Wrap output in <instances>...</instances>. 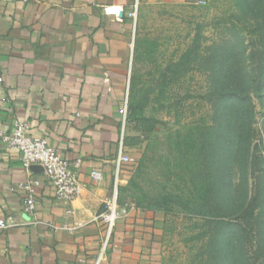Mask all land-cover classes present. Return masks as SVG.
Returning a JSON list of instances; mask_svg holds the SVG:
<instances>
[{"label":"rangeland","instance_id":"374dc122","mask_svg":"<svg viewBox=\"0 0 264 264\" xmlns=\"http://www.w3.org/2000/svg\"><path fill=\"white\" fill-rule=\"evenodd\" d=\"M247 1L139 0L120 197L159 218L165 264H264V4Z\"/></svg>","mask_w":264,"mask_h":264},{"label":"crops","instance_id":"0c3cea01","mask_svg":"<svg viewBox=\"0 0 264 264\" xmlns=\"http://www.w3.org/2000/svg\"><path fill=\"white\" fill-rule=\"evenodd\" d=\"M135 2L0 0V132L29 123L32 135L47 138L62 158L82 160L83 185L71 203L58 201L44 167L26 169L19 151L0 138V217L18 223L0 232V264L96 263L104 235L97 217L113 191L122 137L126 157L136 162L141 151L139 131L128 117L124 124L122 112L134 32L128 14ZM131 165L122 166L120 190ZM93 171L102 174L99 181ZM30 179L41 181L39 225L29 224L24 211L23 185ZM78 223L73 233L67 229ZM162 237L159 218L131 206L102 264H165Z\"/></svg>","mask_w":264,"mask_h":264},{"label":"built area","instance_id":"2783aa9c","mask_svg":"<svg viewBox=\"0 0 264 264\" xmlns=\"http://www.w3.org/2000/svg\"><path fill=\"white\" fill-rule=\"evenodd\" d=\"M198 1L200 4L205 3V0ZM138 12L139 0H136L132 11L128 14L133 20L134 28L137 24ZM109 81V75L105 74L104 82L109 83ZM128 105L129 87L127 89V98L122 109L124 124L128 117ZM31 129L32 127L29 123L17 122L9 131L0 132L1 141L7 148L19 151L21 162L26 169H30L31 166L36 164L42 165L45 169L47 180L55 190L56 199L65 203H71L82 193L83 185L79 180L82 160L78 159L74 162H70L62 158L47 138L34 137L31 133ZM124 163H134V160L124 155V138L122 137L116 161V175L113 191L105 200L104 210L97 217V220L103 223L104 235L101 251L95 264H102L103 261L107 260V253L112 243L115 227L126 215V209L120 204V176ZM91 175L96 181L102 178V174L98 171H93ZM40 185L41 181L36 179H30L23 185L27 193L24 201V211L31 219L29 224H42L37 218L36 190ZM72 213V210L67 211L68 215H72ZM17 225L18 223L13 216L0 217V232L7 231ZM80 227H82V225L78 223L74 227H67V229L73 233Z\"/></svg>","mask_w":264,"mask_h":264},{"label":"trees","instance_id":"16d2710c","mask_svg":"<svg viewBox=\"0 0 264 264\" xmlns=\"http://www.w3.org/2000/svg\"><path fill=\"white\" fill-rule=\"evenodd\" d=\"M247 3H249V7L252 9V11H254V9H257V8H260V6L262 5V4H264V1H262V0H259V1H257V3L255 4V5H253V6H251V0H248L247 1ZM128 120H130V121H138L137 119H135V118H131V115H128ZM138 123H139V121H138ZM200 128V127H199ZM198 128V129H199ZM212 128H210V127H204V128H200L199 129V131H198V135H199V137L202 139V138H206V133H208L207 131H210ZM213 130V129H212ZM197 135V136H198ZM207 136H208V134H207ZM213 145V143H211V138L208 140V141H206V142H204L203 143V146L207 149V150H209V148L211 147ZM122 200H121V197H120V204L122 205Z\"/></svg>","mask_w":264,"mask_h":264}]
</instances>
